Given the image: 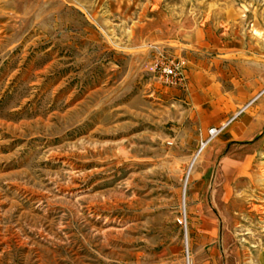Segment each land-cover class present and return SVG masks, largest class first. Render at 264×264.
Masks as SVG:
<instances>
[{
  "label": "rangeland",
  "instance_id": "rangeland-1",
  "mask_svg": "<svg viewBox=\"0 0 264 264\" xmlns=\"http://www.w3.org/2000/svg\"><path fill=\"white\" fill-rule=\"evenodd\" d=\"M244 3L0 0V264H264ZM160 54L183 87L150 71Z\"/></svg>",
  "mask_w": 264,
  "mask_h": 264
},
{
  "label": "crops",
  "instance_id": "crops-1",
  "mask_svg": "<svg viewBox=\"0 0 264 264\" xmlns=\"http://www.w3.org/2000/svg\"><path fill=\"white\" fill-rule=\"evenodd\" d=\"M245 1L244 4H242L243 8H240L236 13H235V18L234 17H227L225 20L223 19L221 22L226 24L225 30L222 31L226 36L229 33V30L227 27L229 26L230 20H233L232 24L233 26L236 27L237 29H240L242 31L245 30L246 36L248 37L247 41L250 43V47L253 49L251 58L254 59L253 63H256L257 65L260 66L259 61L263 60L264 61V52L260 54L259 48H264V11L259 10L257 7V2L261 0H243ZM234 16V15H232ZM222 25V24H221ZM243 42L245 45V41L240 40V42ZM239 42V41H238ZM254 49L256 51H254ZM243 56L249 57L248 53H242ZM242 57V56H241ZM258 60V61H256ZM193 77V81H194ZM251 79L252 81L246 86L240 85L236 87H239L240 92L239 95H249V96H254V98L262 94L259 98H257V101H259L261 98L264 96V71L261 73L259 68L257 67V71H253L251 73ZM193 86L195 88L194 94L192 95V100L196 102H200L201 104L198 105L199 109H201V105L204 104L205 98L209 96L208 93H204L206 91V85L200 84L196 85L193 83ZM199 89V90H198ZM201 90V91H200ZM229 93H226L225 95H228ZM228 99V98H225ZM262 107V106H261ZM263 108V107H262ZM233 109V105H230V103H227L225 107H214L211 109L215 114L212 117L213 120L215 119L217 122L219 119L222 117H225L228 115L229 112H231ZM209 111V110H208ZM262 111L263 115H259V112ZM264 110L258 107L253 109V120L255 121V126L256 127H262L264 124ZM254 123V122H253ZM243 125V123H242Z\"/></svg>",
  "mask_w": 264,
  "mask_h": 264
},
{
  "label": "built area",
  "instance_id": "built-area-1",
  "mask_svg": "<svg viewBox=\"0 0 264 264\" xmlns=\"http://www.w3.org/2000/svg\"><path fill=\"white\" fill-rule=\"evenodd\" d=\"M183 65L184 63L180 60L166 58L160 54L159 58L151 64L150 71L155 75L158 81L166 87L180 88L183 87L185 82ZM221 132L222 129L215 128L211 129L209 134L211 138H216Z\"/></svg>",
  "mask_w": 264,
  "mask_h": 264
},
{
  "label": "bare ground",
  "instance_id": "bare-ground-1",
  "mask_svg": "<svg viewBox=\"0 0 264 264\" xmlns=\"http://www.w3.org/2000/svg\"><path fill=\"white\" fill-rule=\"evenodd\" d=\"M206 144L203 145V148H205Z\"/></svg>",
  "mask_w": 264,
  "mask_h": 264
}]
</instances>
